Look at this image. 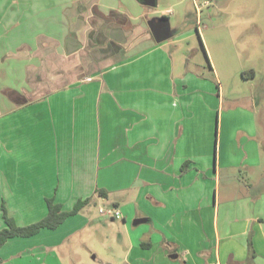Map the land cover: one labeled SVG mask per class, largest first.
Here are the masks:
<instances>
[{"label":"crops","instance_id":"1","mask_svg":"<svg viewBox=\"0 0 264 264\" xmlns=\"http://www.w3.org/2000/svg\"><path fill=\"white\" fill-rule=\"evenodd\" d=\"M136 2L0 0V228L5 200L27 226L48 214L47 198L66 211L91 199L59 231L103 199L121 211L133 249L161 244L154 237L167 231V264H264L253 113L222 112L213 149L210 128L179 106L190 84H181L186 66L178 75L167 47L183 38L157 43L148 30L156 18L170 26L169 10L120 9ZM238 168L253 171L245 186L235 184ZM23 239L1 249L3 262Z\"/></svg>","mask_w":264,"mask_h":264},{"label":"rangeland","instance_id":"2","mask_svg":"<svg viewBox=\"0 0 264 264\" xmlns=\"http://www.w3.org/2000/svg\"><path fill=\"white\" fill-rule=\"evenodd\" d=\"M136 3V9L127 3L120 9L131 15L169 10L171 23L164 37L183 39L167 51L178 75L183 76L186 66L181 84H190L179 92L188 98L182 101L188 105L179 106L189 115L197 113L196 120L205 132L210 128V146L217 149L222 112L253 113L264 167V0H158L154 9ZM159 22V18L148 21L150 35L154 36ZM204 140L209 139L205 136ZM252 173L238 168L235 184L245 186ZM97 201L74 226L70 222L62 230H48L45 235L23 239L22 244L13 242L2 264H167L165 229L161 230L162 241L154 237L160 245L133 249L124 219L100 213V209H114L113 204ZM152 235L147 233L142 242H149Z\"/></svg>","mask_w":264,"mask_h":264},{"label":"trees","instance_id":"3","mask_svg":"<svg viewBox=\"0 0 264 264\" xmlns=\"http://www.w3.org/2000/svg\"><path fill=\"white\" fill-rule=\"evenodd\" d=\"M162 19H166V18L162 17ZM165 38L166 37H163L162 41H156V42L161 43L163 42V40H165ZM185 171H186V165L182 167V172ZM97 194L99 195L104 194L103 196H105L106 191L97 190ZM90 202L91 199L80 200L77 202V204L74 206L72 210L66 211L63 209L62 204L56 202V199L54 197L47 198L46 204L48 208V214L43 219L35 223H32L27 226H19L15 218L9 215L6 202L3 201L2 212L6 227L0 230V251L12 239L31 238L40 234L43 230H51V231L57 230L69 218L78 215L84 207L90 204ZM252 254L253 253L251 252V254L249 255V259L250 257H252ZM2 263H3V259L0 258V264Z\"/></svg>","mask_w":264,"mask_h":264},{"label":"water","instance_id":"4","mask_svg":"<svg viewBox=\"0 0 264 264\" xmlns=\"http://www.w3.org/2000/svg\"><path fill=\"white\" fill-rule=\"evenodd\" d=\"M143 5L150 7V8H155L157 6V0H139ZM169 27V22L168 20H163V23L159 24L158 26H155L154 28V37L156 41H162L164 34L163 30L165 28ZM147 222V219H137L134 224L138 225L141 223Z\"/></svg>","mask_w":264,"mask_h":264},{"label":"built area","instance_id":"5","mask_svg":"<svg viewBox=\"0 0 264 264\" xmlns=\"http://www.w3.org/2000/svg\"><path fill=\"white\" fill-rule=\"evenodd\" d=\"M100 213L102 215H108L111 216L115 219H121L123 217L121 211L119 209H110V210H105V209H100Z\"/></svg>","mask_w":264,"mask_h":264},{"label":"flooded vegetation","instance_id":"6","mask_svg":"<svg viewBox=\"0 0 264 264\" xmlns=\"http://www.w3.org/2000/svg\"><path fill=\"white\" fill-rule=\"evenodd\" d=\"M163 20H164V19H160V22H159L158 24H156V26H158L159 24L163 23ZM167 28H168V27H167ZM167 28H165V29H167ZM165 29L163 30V32L165 31Z\"/></svg>","mask_w":264,"mask_h":264}]
</instances>
